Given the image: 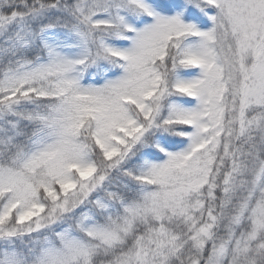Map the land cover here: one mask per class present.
<instances>
[{"label":"snow or ice","instance_id":"1","mask_svg":"<svg viewBox=\"0 0 264 264\" xmlns=\"http://www.w3.org/2000/svg\"><path fill=\"white\" fill-rule=\"evenodd\" d=\"M0 264H264V0H0Z\"/></svg>","mask_w":264,"mask_h":264}]
</instances>
